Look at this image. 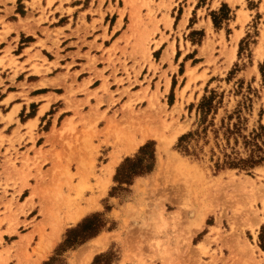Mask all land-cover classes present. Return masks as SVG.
Here are the masks:
<instances>
[{
	"label": "rangeland",
	"instance_id": "374dc122",
	"mask_svg": "<svg viewBox=\"0 0 264 264\" xmlns=\"http://www.w3.org/2000/svg\"><path fill=\"white\" fill-rule=\"evenodd\" d=\"M104 11L107 43L119 31L122 40L105 47L111 69L101 84L86 89L84 104L69 106L94 114L86 131L105 139L74 158L55 149L48 176L57 180L41 185L57 206L56 220L60 210L92 200L98 205L64 225L40 264L56 253L69 228L96 212L102 229L63 251L55 264H264V0H116ZM205 97L212 103L202 110ZM51 111L60 124L65 114L58 106ZM76 125L58 139H80L81 131L71 136ZM48 127L43 122L41 130ZM148 129L152 134L107 178L108 151L124 148L122 136ZM150 140L156 142L153 169L129 182L117 179L125 159ZM17 155L11 163L17 169L21 161L22 173L0 180V264H32L42 235L51 234L47 226L56 225L44 220L31 228L35 215L19 208L26 204L16 197L24 180L16 176L25 177L30 167L25 170L28 153ZM36 172L42 175L41 165ZM99 236L106 245L83 263L80 251Z\"/></svg>",
	"mask_w": 264,
	"mask_h": 264
},
{
	"label": "crops",
	"instance_id": "0c3cea01",
	"mask_svg": "<svg viewBox=\"0 0 264 264\" xmlns=\"http://www.w3.org/2000/svg\"><path fill=\"white\" fill-rule=\"evenodd\" d=\"M23 1L24 9L19 11L18 0H0V90L4 92L0 95V180H10V176L21 172L22 162H16L18 168L14 169L11 160L18 158L19 153H28L25 170L30 169L25 177L22 172L16 176L24 180L16 197L19 203H26L19 208H27L29 216L35 215L31 220V228H35V224L44 220L51 223L58 215L57 206L46 199L48 196L41 187L42 180H57L48 176L55 149L74 158L83 148L95 144L91 150L95 149L100 140L105 139L100 134L93 135L91 130L86 131L89 123L96 119L94 114L83 115L69 105L84 104L86 89L93 90L92 84L96 80L101 84L102 74L108 75L111 64L107 62L109 56L105 47L120 43L124 32L119 31L109 43L106 39L110 29L108 36H104L108 13L104 10L110 2L115 6L116 0ZM118 20L119 15L115 22ZM86 81L90 82L85 84ZM34 103L37 104L35 112L30 113ZM57 106L60 113L65 114L60 124L58 114L51 113ZM67 110L72 112L67 113ZM43 122H49V127L41 130ZM82 122H87L83 129ZM75 124L77 129L71 136L81 131L80 139L72 140L71 144L58 139L70 135ZM100 147L98 158L99 153H103L104 143ZM121 150H116L115 146L109 150L107 163ZM126 154L129 153L120 156ZM79 163L82 167L83 158ZM40 165L43 173L38 176L36 170ZM19 186L18 183L16 190ZM3 207L1 205L0 209ZM79 209L60 210L63 217H57L56 225L50 228L49 224L47 230L52 233L58 224L72 223L71 217Z\"/></svg>",
	"mask_w": 264,
	"mask_h": 264
},
{
	"label": "trees",
	"instance_id": "16d2710c",
	"mask_svg": "<svg viewBox=\"0 0 264 264\" xmlns=\"http://www.w3.org/2000/svg\"><path fill=\"white\" fill-rule=\"evenodd\" d=\"M212 97L204 98L201 102V109L205 110L210 108ZM191 133L184 134L180 137L183 141ZM156 142L150 140L140 147L139 152L135 157H127L123 164L119 167L116 178L122 179L121 182H129V179L153 169L156 160ZM242 161L247 159L242 158ZM256 162V160H253ZM104 226V220L101 213L96 212L84 217L76 226L68 229L65 239L56 248V253L46 260L44 264H55L60 259V254L66 249L83 243L88 238L96 235Z\"/></svg>",
	"mask_w": 264,
	"mask_h": 264
},
{
	"label": "bare ground",
	"instance_id": "6f19581e",
	"mask_svg": "<svg viewBox=\"0 0 264 264\" xmlns=\"http://www.w3.org/2000/svg\"><path fill=\"white\" fill-rule=\"evenodd\" d=\"M134 25H136V24H134ZM136 40H137V38H136ZM172 49H173L172 51H174V48H172ZM124 129L125 128L121 129V131L119 130V132H122V131L126 132L125 131L126 129L125 130ZM116 132H118V131H116ZM150 134H152V131L150 129H148V130H144V132H142L140 136H137V135H133V136H129L128 135V136H124V137L122 136L121 137V141H120L121 143L124 141L122 143V145L124 147L122 150L124 152H128V153L136 150L137 147L139 146V144L141 142L145 141L147 136L150 135ZM128 138H129V141H128ZM126 142H128L127 145H125ZM120 155H121L120 152L119 153H117V152L114 153L112 155L111 161L108 162L107 164H105V166H106L105 170H106V177L107 178H109V174L113 173L117 162L121 158ZM97 205H98L97 202L96 201L94 202V200L87 202L82 207H80V209L75 213L74 216L71 217V221L72 220L73 221L79 220L86 212H88L89 210L95 208ZM215 225H217V224H215ZM63 227H64V224L60 223L54 228V232H52L49 236L42 235L41 242L39 243L40 245H39V250H38V257H34V258H36L35 260H33L31 258V261L33 260L32 264H40L42 259L47 256V253L53 247V245L55 244L56 240L61 235V231L64 229ZM43 241H45L44 244H43ZM106 243L107 242L105 240V237L104 236H99V237H97L95 242L91 244V246L89 248L82 249V251H80V255L81 256H79V257H81V260L83 261V263H85V262L88 263L91 260L93 253L97 249L105 246ZM34 251H35V253L37 252V250H34ZM30 257H31V255H30Z\"/></svg>",
	"mask_w": 264,
	"mask_h": 264
}]
</instances>
